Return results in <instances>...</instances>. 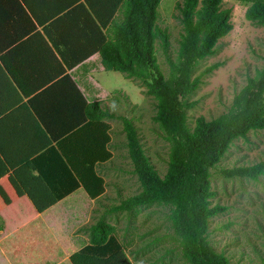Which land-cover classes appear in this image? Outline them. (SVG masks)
Here are the masks:
<instances>
[{
	"label": "crops",
	"instance_id": "obj_1",
	"mask_svg": "<svg viewBox=\"0 0 264 264\" xmlns=\"http://www.w3.org/2000/svg\"><path fill=\"white\" fill-rule=\"evenodd\" d=\"M125 3L0 0V264H71L89 245L115 156L111 118L93 123L86 105L107 111L114 72L97 51L124 20ZM119 83L129 84L126 93L138 90L128 79ZM104 124L110 140L102 146ZM92 165L104 190L94 199L82 182L91 183ZM115 237L124 243L117 229Z\"/></svg>",
	"mask_w": 264,
	"mask_h": 264
},
{
	"label": "trees",
	"instance_id": "obj_2",
	"mask_svg": "<svg viewBox=\"0 0 264 264\" xmlns=\"http://www.w3.org/2000/svg\"><path fill=\"white\" fill-rule=\"evenodd\" d=\"M160 1L126 0L124 20L116 25L106 45L97 52L105 71L122 74L144 88L145 96L155 101L153 120L170 145L166 173L159 176L134 125L120 118L132 165L131 174L136 177L139 190L106 209L87 229L89 245L69 257L71 264H132L124 251L127 243L117 241L116 229L108 217L115 214L117 221L125 213L136 217L152 207L168 208V220L180 257L186 264H232L207 240L210 221L226 210L223 206L212 205L214 192L210 170L221 162L234 141L245 139L250 132H264V68L247 79L226 113L210 121L199 117L190 127L186 111L193 105L188 98L200 84L199 77H194L196 66L214 56L218 41L232 30L231 11L221 9L223 0H180L175 9L182 32L176 60L166 58L169 74L165 77L155 54L157 40L165 54L169 47L168 33L156 25ZM245 19L257 27H264V1L252 2ZM218 67L210 66L203 74H210ZM86 106L85 116L92 117L93 123L101 124L104 118H111L99 103ZM108 129V125L102 126V146L110 140L106 134ZM109 157L108 153L103 160ZM86 170L92 174L91 183L88 177H82L83 188L94 199L103 193V181L93 174V165ZM262 173V165L221 170L225 179L247 181H256ZM54 203L50 201L43 206L47 208ZM44 210L37 209V212Z\"/></svg>",
	"mask_w": 264,
	"mask_h": 264
},
{
	"label": "rangeland",
	"instance_id": "obj_3",
	"mask_svg": "<svg viewBox=\"0 0 264 264\" xmlns=\"http://www.w3.org/2000/svg\"><path fill=\"white\" fill-rule=\"evenodd\" d=\"M254 1L223 0L221 9L231 11L232 30L218 41L214 56L196 66L194 77H199L200 84L188 98L193 105L186 111L190 127L199 117L210 121L226 113L247 79L264 68V27H257L245 19V12ZM179 2L162 0L158 7L156 25L169 35L166 54L159 40L155 43L157 62L165 77L169 74L166 58L176 60L182 32L175 9ZM213 65L219 67L204 75L205 69ZM108 75L109 95L104 109L112 115L111 150L115 158L105 168L107 193L95 204L97 218L139 190V183L131 174L132 165L120 118H126L134 125L150 163L161 177L167 170L170 149L164 133L153 120L155 101L145 96V89L137 86L138 90L129 89L126 93L123 90L127 87L123 86L130 88L129 84L119 83L124 76L118 72ZM256 165L263 167V173L256 181L225 179L221 175V170ZM210 174L214 192L212 205L223 206L226 210L210 221L207 240L232 264H264V132H250L245 139L234 141ZM101 205L104 207L99 209ZM168 215V208L152 207L136 217H129L126 213L120 215L118 221L115 214L108 217L114 222L119 237L130 243L126 254L133 264H186L180 257Z\"/></svg>",
	"mask_w": 264,
	"mask_h": 264
}]
</instances>
